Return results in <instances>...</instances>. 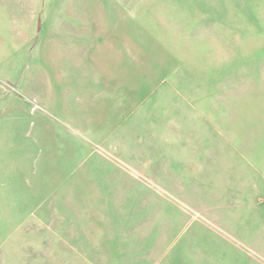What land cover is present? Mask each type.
<instances>
[{"label": "rangeland", "instance_id": "1", "mask_svg": "<svg viewBox=\"0 0 264 264\" xmlns=\"http://www.w3.org/2000/svg\"><path fill=\"white\" fill-rule=\"evenodd\" d=\"M92 36L136 107L83 153L40 47ZM0 264H264V0H0Z\"/></svg>", "mask_w": 264, "mask_h": 264}, {"label": "crops", "instance_id": "2", "mask_svg": "<svg viewBox=\"0 0 264 264\" xmlns=\"http://www.w3.org/2000/svg\"><path fill=\"white\" fill-rule=\"evenodd\" d=\"M94 37L95 36H92V40H87L86 42H83L85 40L83 37L82 39L80 37V40L75 42L73 48L53 46V43L50 41H45L42 44L43 46L40 47L44 50V59L47 63L44 79L42 77L43 75L41 76V73L38 72L42 79V83L44 81V88L40 86V91L44 89L46 95H49V97L51 96L50 102L55 103L57 99L54 97L56 96V90L59 88V97L61 99L62 110L55 113L61 119L58 122L61 129H56L53 126H51V129L54 128L57 131L60 140L66 137H72L74 132L79 130L81 136L80 143L77 145H82L83 153H95V150H99L98 146L107 144L109 139L119 133L121 129L126 128L125 123L127 122L125 119L128 118L133 107H136V105L133 106L129 101L127 102L128 99L124 98L123 92L120 93L115 90L117 87L115 82H111L110 84L109 81L103 77L104 72H106L108 68H105L104 64L101 66V63L95 58ZM80 49L81 57H79L78 54ZM86 55L89 56L87 57ZM53 60H61V66L64 68V71L58 73L57 71L53 72V69L50 68ZM67 70H69L70 73H67ZM33 71L31 83L33 77L39 75L36 74L35 68ZM34 86L37 87L38 85ZM120 87L123 89L121 83ZM53 107L56 108V106ZM25 113L26 116H22L23 118L27 117V106ZM15 128L18 129V126H15ZM127 128H129V126H127ZM49 129L50 127L46 124L45 130L49 131ZM67 131L71 136H67ZM12 143L16 145L15 152L13 153L16 154V159L19 161L20 165L24 164L25 161L28 163L27 175L24 176V178L26 177L27 179L34 171V164L37 165L38 161L41 162V160L38 159V156H41V152L35 154L37 156H34L35 159L32 162V156L28 154L27 144L21 145L19 149L16 144V139L13 140ZM47 144L50 149L53 148V136L51 140L47 141ZM85 145L92 148L86 149ZM64 146L66 145L60 147L63 148ZM24 157L26 159L22 160ZM94 158L96 171L98 168L97 162L101 159L95 154ZM102 159L109 160L107 156H103ZM3 162L7 163L5 159ZM7 165L8 164H6V166ZM13 166L14 164L12 167ZM80 175H83V173ZM48 178L49 177L45 176L46 181ZM26 185L29 186L28 184ZM45 187L49 188L48 186Z\"/></svg>", "mask_w": 264, "mask_h": 264}]
</instances>
